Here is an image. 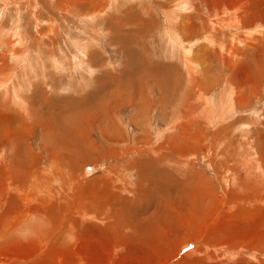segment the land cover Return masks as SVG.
I'll return each mask as SVG.
<instances>
[{
  "label": "rangeland",
  "instance_id": "1",
  "mask_svg": "<svg viewBox=\"0 0 264 264\" xmlns=\"http://www.w3.org/2000/svg\"><path fill=\"white\" fill-rule=\"evenodd\" d=\"M40 1L0 0V192L48 177L46 233L64 242L5 235L37 216L10 226L7 198L0 264H264V0ZM64 116H80L90 163L69 152L80 126ZM162 193L172 223L155 215Z\"/></svg>",
  "mask_w": 264,
  "mask_h": 264
},
{
  "label": "bare ground",
  "instance_id": "2",
  "mask_svg": "<svg viewBox=\"0 0 264 264\" xmlns=\"http://www.w3.org/2000/svg\"><path fill=\"white\" fill-rule=\"evenodd\" d=\"M40 1V0H39ZM56 1V0H55ZM63 1V0H62ZM70 2H71V0H69ZM75 1V0H74ZM77 1H80V0H77ZM91 1V0H90ZM27 2V1H26ZM41 2V1H40ZM43 2V1H42ZM45 2V1H44ZM64 2V1H63ZM66 2V1H65ZM68 2V1H67ZM84 2H87V1H84ZM106 2V1H105ZM36 3V2H35ZM54 3V2H53ZM71 3H73V1L71 2ZM70 3V4H71ZM77 3V2H76ZM82 3V2H81ZM91 4H92V1L90 2ZM178 3V2H177ZM27 4V3H26ZM25 3L23 4V6L24 5H26ZM46 4V3H45ZM55 4V3H54ZM70 4H68V5H70ZM74 4V3H73ZM87 4H89L88 2H87ZM36 5V4H35ZM40 5H42V4H40ZM44 5V4H43ZM64 5V4H63ZM76 4H74V6H75ZM79 5H83V3L82 4H79ZM86 4L84 3V6H85ZM99 5V4H98ZM103 5V4H102ZM181 5H183V4H181ZM32 6H33V4H32ZM31 6V7H32ZM46 6V5H45ZM56 6H57V4H56ZM55 6V7H56ZM73 6V7H74ZM101 6V5H100ZM105 6V5H104ZM26 7H27V5H26ZM65 7V6H64ZM72 7V8H73ZM98 7V6H97ZM107 7H108V5H107ZM178 7V6H177ZM177 7H175V8H177ZM179 7H181L180 5H179ZM183 7V6H182ZM33 8V7H32ZM35 8V7H34ZM85 8V7H84ZM87 8V7H86ZM91 8V7H90ZM92 8H94V5L92 6ZM15 9V8H14ZM23 9H24V7H23ZM27 9V8H26ZM56 9V8H55ZM76 9V8H75ZM89 9V8H88ZM174 9V8H173ZM173 9H170V10H173ZM183 9V8H182ZM29 10V9H28ZM63 10V9H62ZM70 11H71V9H69ZM77 10H79V8L77 9ZM76 10V11H77ZM95 10H98V9H95ZM102 10V6L100 7V9L98 10L99 12ZM176 10H180V9H176ZM176 10H174V12L176 11ZM17 11V10H16ZM32 11V10H31ZM34 11V10H33ZM35 11H37V10H35ZM30 12V11H29ZM28 12V13H29ZM87 12V11H86ZM97 12V11H96ZM28 13H27V11H26V14L28 15ZM68 13H69V11H68ZM74 13V12H73ZM84 16H85V12H81ZM85 13V14H84ZM89 12H87V14H88ZM70 14L72 15V12H70ZM94 14V13H93ZM96 14V13H95ZM94 14V15H95ZM100 14V13H99ZM102 14V13H101ZM39 15V14H38ZM66 15H67V13H66ZM74 15V14H73ZM79 15V14H78ZM29 16V15H28ZM48 16V15H47ZM79 16H81V14L79 15ZM87 16V15H86ZM85 16V17H86ZM88 16H89V14H88ZM91 16V15H90ZM63 17V16H62ZM72 17V16H71ZM177 17V16H176ZM19 18V17H18ZM178 18H179V16H178ZM27 19V18H26ZM30 19V18H29ZM42 19H43V17H42ZM61 21H62V19H60ZM174 20V19H173ZM39 21H40V19H39ZM177 23V22H176ZM65 24V23H64ZM173 24V23H172ZM60 25V24H59ZM54 29H55V27H54ZM48 33V32H47ZM56 36V35H55ZM173 36V35H172ZM176 36V35H175ZM20 37V36H19ZM174 37V36H173ZM20 40V39H19ZM171 40V39H170ZM169 40V41H170ZM52 41V40H51ZM20 42V41H19ZM37 43V42H36ZM52 43V42H51ZM53 43H55V42H53ZM170 44H171V41L169 42ZM174 43V42H173ZM210 43V42H209ZM55 45V44H54ZM6 46H9V45H6ZM181 46V44H179L178 43V47H180ZM9 48V47H8ZM37 53V52H36ZM42 56H43V53H42ZM56 61V60H55ZM54 63V62H53ZM75 63H76V61H75ZM58 65V64H57ZM56 66V65H55ZM62 66V65H61ZM77 66V65H76ZM59 68H61L60 66H59ZM56 69V68H55ZM115 93L119 90V89H122L121 87H123V86H121L119 83H115ZM227 90V89H226ZM100 90L97 92L98 93V95H100ZM96 95V92H95V94H94V96ZM118 98V97H117ZM120 98V97H119ZM222 98V97H221ZM106 99L107 98H104V97H99V105H97L96 106V109H99V106L101 107L102 106V103H104L105 101H106ZM82 114L84 115V116H86V117H84V116H82ZM86 114H88V111H84V112H81L80 113V116H81V118H88V116L86 115ZM80 116H77V118L76 117H73V116H64V117H66L67 118V123L69 124V126H73V125H76L77 127H79V129H73V130H70L71 131V134H73L74 136H73V140L71 141V144H70V146H69V152L71 153V155L73 156V158H74V160L75 161H81L82 163H87L88 161H89V163L92 161V147H91V144L90 143H88L87 141H85V129H84V124L83 123H81V118H80ZM61 116L60 115H58V114H52V113H49L48 111H47V114H46V116H45V121L46 122H55L56 121V119L57 118H60ZM182 137H183V135H182ZM185 139V138H184ZM186 142H188V141H186ZM262 143V142H261ZM187 144H189V143H187ZM193 144V143H192ZM160 147V146H159ZM178 147V145H176V147H174L173 146V149L175 148V150H176V148ZM184 147V146H183ZM187 147H189V146H187ZM63 149V151H65L66 150V147H63L62 148ZM180 149V148H179ZM170 150H171V148H170ZM174 150V152L177 154V156H178V152H176ZM182 151V150H181ZM169 152V151H168ZM179 152H180V150H179ZM183 152V151H182ZM195 152V151H194ZM156 154L158 155V153L156 152ZM162 154V153H161ZM159 156V158H160V161H161V163L163 164V161H162V157H165V156H161L160 154L158 155ZM183 157V154H182V156L180 157V159ZM178 158H179V156H178ZM159 163V162H158ZM166 163V162H165ZM169 163V162H168ZM81 163H78V166L80 165ZM156 164V163H155ZM29 165H31V163L29 162ZM86 165V164H85ZM82 166V165H81ZM143 166V165H142ZM177 166V165H176ZM52 172H53V175H52V182H58V183H61V182H59V181H63V176H62V174L60 173V172H58V171H56V170H52ZM227 174V173H226ZM56 175L58 176V178L57 179H55V177H56ZM152 177V176H151ZM33 181L32 182H28L27 183V186H28V188H29V190L28 189H26V188H24V187H22V186H25L26 185V181H27V179H19L18 180V183H20L22 186H20L21 188H24L26 191H24L23 189H21V188H19V186L18 185H16L15 183H9L8 184V186H7V189H8V192H0V206L1 205H3L4 206V204L6 205V204H8V203H4V202H6V200H7V198H9V200H7V202L9 201L10 203H11V205L13 206L14 205V207H15V205H19V207H15V208H17V209H19L20 210V212H19V214L17 215V217L15 218V219H13V222L11 223V225L10 226H12V225H14L15 224V222L16 221H14V220H16L18 217L20 218L19 220H18V223H19V221L21 222V221H23L25 218H26V213H28V211H29V215H31L32 214V216H33V214H37V216L36 217H34L33 218V220H31V221H29V223L27 224V226L25 227V228H23V229H19L18 230V232L17 231H13V230H8L7 229V232L5 233V235H7L8 237H10V238H13V237H17L18 236V233L20 234V233H22L24 230H26L27 228H29L30 230V233H28L27 234V237H29V235H34V238L35 239H42V241L45 243V242H49V240H50V242H51V244H53V243H55V242H57L56 243V245H58V246H60L64 241L62 240L64 237H63V235H62V237H51L50 235H48L47 233H46V227H47V225H49V223H51L52 221L50 220L51 218H50V216L48 217V214H49V207L47 206V205H51V201L49 200L48 201V199H47V194L49 193V192H45V191H48L47 189H48V187L46 186V187H43V186H41L42 184H48V182H49V178L48 177H43V176H41V178L39 179V181L35 178V177H32L31 178ZM61 185H62V191L63 190H67L68 191V189H69V186H70V183L69 184H65V183H61ZM31 186V187H30ZM160 186V185H159ZM51 187V186H50ZM172 187V186H171ZM170 187V188H171ZM162 189V188H161ZM192 189V188H191ZM198 189V188H197ZM56 190V189H55ZM163 190V189H162ZM193 190V189H192ZM50 191V190H49ZM53 191H54V189H53ZM59 192V191H57L56 190V192L55 193H57V196H55L56 197V199L57 200H60L59 202L61 203V206H67V205H72L73 203H67V201L68 200H70L71 198H73L71 195L70 196H68L67 195V193L68 192ZM52 192V191H51ZM155 192V191H154ZM54 193V194H55ZM255 193V192H254ZM52 194H53V192H52ZM156 194V193H155ZM199 194V193H198ZM257 194V193H256ZM230 195V194H229ZM235 195V194H234ZM140 196V195H139ZM199 196V195H198ZM257 197H258V194H257ZM256 197V198H257ZM153 198H155L154 196H153ZM223 198V197H222ZM256 198L253 196V195H250L249 196V198H248V200L249 201H253V202H255L256 201ZM260 198V197H259ZM17 199H19V201H20V204L18 203V202H16V200ZM125 199V198H124ZM158 199H159V203L157 202V208L155 209V210H157L156 211V213H155V210H154V213H155V215H157V220H159V221H161V224L163 223V222H165V223H167V222H169V223H172L173 222V218L171 217V216H169L168 215V212L171 210V209H174L179 203H177L176 202V204H173V203H171L170 202V200H169V195L167 194V193H162L159 197H158ZM232 199V198H231ZM54 200V199H53ZM120 200H122V199H120ZM230 200V199H229ZM124 201V200H123ZM56 202V201H55ZM121 202V201H120ZM231 202V201H230ZM236 202V201H235ZM2 203V204H1ZM136 203V202H135ZM167 204L166 206H167V209L165 210V211H161V209H162V207L164 206V204ZM76 204H77V206L78 205H80V208H79V211L77 212L78 213V216L80 217L81 216V218L79 219L80 220V225H83V223L84 222H82V220L81 219H84L86 222H88V221H90V219L92 218V219H95V218H93V217H91L92 215H89L86 211H87V209H90V210H93V208L91 207V206H89V202H87V200L86 199H83V197L82 196H80L79 197V199H78V201L76 202ZM91 204V203H90ZM213 204V203H212ZM228 204H229V202H228ZM227 204V205H228ZM232 205V204H231ZM238 205V204H237ZM236 205V206H237ZM12 206H11V208H12ZM32 206H34V207H32ZM47 206V207H46ZM57 206H60L59 204H57ZM229 206V205H228ZM234 205H232V207H233ZM5 207V206H4ZM13 207V208H14ZM30 207H32V209L33 210H31V209H29ZM178 207V206H177ZM235 207V206H234ZM12 208V209H13ZM54 207H52V209H53ZM59 208V207H58ZM227 208V207H226ZM16 209V210H17ZM51 209V208H50ZM82 209H84V210H82ZM18 210V211H19ZM58 210V209H57ZM82 210V211H81ZM179 211H180V209H178ZM220 210V209H219ZM1 211V210H0ZM52 211V210H51ZM177 211V210H176ZM228 211H229V209H228ZM31 212H33V213H31ZM181 212V211H180ZM79 213H81V214H79ZM92 213H94V211L92 212ZM228 213V212H227ZM52 214V213H51ZM82 214H84V215H82ZM152 214H153V212H152ZM183 214V213H182ZM226 214V213H225ZM76 215V214H75ZM133 215V214H132ZM197 215V214H196ZM38 216H39V218L40 219H38ZM154 216V215H153ZM152 216V217H153ZM224 216V215H223ZM89 217V218H88ZM150 217V216H149ZM197 217H198V215H197ZM232 217V216H231ZM41 218H44V220H41ZM247 219H249V218H247ZM251 219V218H250ZM72 218L71 217H69L68 218V220H67V225H68V227L71 225V224H74L75 225V221L74 222H72ZM148 220V219H147ZM100 223H101V225L102 224H104L103 223V221L101 220V221H99ZM130 222V221H129ZM245 222V221H244ZM254 222V221H253ZM256 222V221H255ZM94 223H96V222H94ZM93 223V224H94ZM152 223V222H151ZM241 223L243 224V222L241 221ZM247 223V222H246ZM249 223V222H248ZM85 224V223H84ZM136 224V223H135ZM168 224V223H167ZM250 224V223H249ZM173 225V224H172ZM244 225V224H243ZM20 226H21V224H20ZM75 226H77V225H75ZM246 226V225H245ZM248 226V225H247ZM246 226V227H247ZM250 227V226H249ZM136 228H138V227H136ZM169 228V227H168ZM173 228V227H172ZM10 229V228H9ZM174 230H177V229H175V228H173ZM198 229V228H197ZM218 229V228H217ZM203 231V230H202ZM187 234V233H186ZM201 235H202V232H201ZM205 235V234H204ZM23 237L25 238V235H23ZM42 237V238H41ZM195 237V236H194ZM193 237V238H194ZM248 237V236H247ZM62 238V239H61ZM181 239H177V244H181V243H183L182 245H181V250H184V251H181V253H184V252H186L187 250H192L194 247H195V243L196 242H189V244H186L187 243V241L189 240V237L188 238H186V237H183V236H181L180 237ZM192 238V237H191ZM197 239V238H196ZM54 240H56L55 242H53ZM198 240V239H197ZM194 241H195V239H194ZM199 242H200V240H199ZM202 242V241H201ZM192 244V245H191ZM209 243H207V245H208ZM190 245V246H189ZM210 245V244H209ZM227 245V244H226ZM232 245V244H231ZM241 245V244H240ZM177 246V245H176ZM239 247V246H238ZM227 249V248H226ZM234 249V248H233ZM229 250V249H228ZM190 251H188V252H190ZM230 251V250H229ZM201 252V251H200ZM232 252H235V251H232ZM236 253H237V251H236ZM253 253V252H252ZM232 255V254H231ZM230 255V256H231ZM184 256V255H183ZM233 257V256H232ZM56 263L57 264H60V260H59V262L58 261H56ZM67 263V262H66ZM6 264V263H5ZM79 264H82L81 262H79Z\"/></svg>",
  "mask_w": 264,
  "mask_h": 264
}]
</instances>
